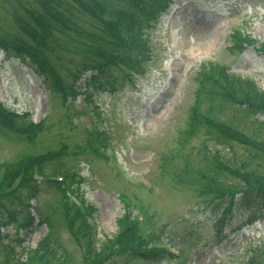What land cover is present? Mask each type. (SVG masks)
I'll return each mask as SVG.
<instances>
[{"label": "rangeland", "instance_id": "1", "mask_svg": "<svg viewBox=\"0 0 264 264\" xmlns=\"http://www.w3.org/2000/svg\"><path fill=\"white\" fill-rule=\"evenodd\" d=\"M41 1L0 0V41L18 32L13 16L19 10L24 13V7ZM125 6L124 0H109L114 12ZM87 19L82 14L77 22L83 25ZM144 32L146 56L131 59L140 65L108 67L106 83L93 80L88 89L84 84L91 73H81L84 92L76 96L49 90L29 57L0 52V101L10 112L0 120V180L11 175L9 166L49 153L56 156L43 164V173L66 175L65 181L36 184L37 199L31 205L36 210L29 208L33 212L24 207L16 213L15 200L0 198V217L6 214L9 222L11 216L9 224L0 222V264H13L10 257L15 264L26 260L29 249L48 233L40 214L51 218L60 252L68 256L66 263L52 264H246L264 242L263 201H240L227 216L224 210L246 192L247 172L251 181L259 183L261 177L264 182V148L251 143L264 147V115L200 90L201 71L220 81L223 69L255 79L264 90V0H172ZM55 35L47 43L52 48L47 60H40L45 71L52 63L71 82L70 70L82 61L78 41ZM50 72H44L47 80ZM210 109L248 141L219 137L208 123L189 135L191 114L201 117ZM16 111L22 115L14 116ZM11 116L16 119L9 121ZM32 119L41 122L39 127L28 128ZM23 124L28 127L22 129ZM221 155L230 170L208 180ZM70 188L98 207L97 240L115 234L128 210L143 219L134 230L138 253L121 261L111 259V253L88 255L64 219L62 204L68 202ZM28 218L33 225L26 224ZM5 243L15 248L14 254Z\"/></svg>", "mask_w": 264, "mask_h": 264}, {"label": "trees", "instance_id": "2", "mask_svg": "<svg viewBox=\"0 0 264 264\" xmlns=\"http://www.w3.org/2000/svg\"><path fill=\"white\" fill-rule=\"evenodd\" d=\"M124 1H126V6L116 9L115 12L109 9V0H42L39 5L30 4L24 7V13L19 10L13 16L18 32L4 36V39L0 41V49H4L7 53H14L19 57H29L34 62L39 63L40 59L47 60L48 53L50 54V50H52L49 47V41L56 38V33L64 34L71 40L78 41L76 51L82 57V61L77 69L70 70L73 81L70 82L67 78L65 79L59 69L55 68L52 63L49 66L53 77L50 81L45 80L49 89L59 90L65 97L69 95L75 96L81 90L80 85H78L82 78L81 73L91 70L92 74L89 82L99 79L100 82L106 83L103 78L108 67L120 66L121 63L129 64L133 62L130 61L131 59H144L143 57L146 56L145 47L147 46L137 43L140 40V34L144 33L146 26L151 23L158 13L164 11L172 0H154L153 4H149V6L141 4L142 0ZM108 12L110 17L107 14ZM82 14H86L89 17L83 25L77 22V18ZM124 31L128 33L129 37H134L131 40V44L124 42L126 39L123 34ZM235 38L237 39V37ZM47 43L49 44L47 45ZM260 47L264 52V42L261 43ZM38 58L40 59L38 60ZM200 75V90L209 95L210 98L218 97L224 101L240 103L244 105L248 113L264 115V90L259 87L255 79L243 77L225 69L219 73V80L222 83L212 73L201 71ZM86 81L88 83V79ZM195 108L196 106L193 107V109ZM211 111L214 110L210 109L201 113V117L197 115L196 111L195 114H191L188 128L189 135L195 132L196 126L200 123L204 125L208 123L210 124L209 130L219 137L224 136L230 141H248V136L243 135L239 129L231 124L216 119L211 115ZM5 113V111L0 109L1 121L4 120L3 118L9 117ZM197 118L202 121H198ZM11 119L16 118L12 116L8 118L9 121H12ZM25 127V124H23V127L21 126L22 129ZM251 143L261 149L264 148L260 146V142L252 141ZM218 154L220 155L219 152ZM53 158L52 156L44 155L43 157H37L36 161H28L25 164L16 166L11 175L1 178L0 198L9 195L8 199L11 202L15 200L14 203H19L15 207V212H20V210L23 212V208L27 207L28 204L27 196L29 194L36 195L34 191L37 183L31 178L33 164L38 163L43 166V164ZM215 161L216 169L210 174V176L213 175L211 176L213 178L208 180L215 181V175H219L221 171L230 170L231 168L230 162L222 155L216 158ZM199 173L201 176L207 174L204 171ZM73 175L69 174L70 178L76 182V178ZM249 175L247 172L246 176L249 181H246V183L249 187L240 196L241 200L233 199L227 204L224 209L226 216L229 212H232L240 201L244 204L247 202H264L263 179L261 177L258 178L257 181L259 183H256L251 181ZM15 182L17 184L13 186ZM6 184L10 185L9 189L4 188ZM22 188L28 191L24 198L17 193ZM72 190L75 192L74 189ZM77 194L79 195V193ZM2 205L7 206L5 202ZM62 205L64 219L71 234L88 255L92 254L97 258H102L106 254L111 253L112 256L123 260L129 255L138 253L135 248L137 241H134L136 237L134 236V230L137 229L135 227L136 221H129V212H126L119 219V231L112 237L106 236L103 240H98L100 241L98 243L95 229L90 220L96 217L98 208L90 204L81 208L73 203H68L67 200ZM4 211H8V209L5 208ZM40 216V221L48 223L49 231L38 242L37 246L30 250L27 259L19 263L52 264L55 261L66 263L68 256L60 252L59 240L50 220L51 218H43L41 214ZM33 222L32 218H28L26 224L30 225ZM118 244L123 245V247L118 250H112L113 247H118ZM7 250L8 253L14 254L13 247L9 246ZM157 253L158 251L154 250L149 252V254ZM263 261L264 242L253 250V255L246 264H263Z\"/></svg>", "mask_w": 264, "mask_h": 264}]
</instances>
